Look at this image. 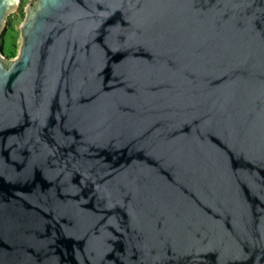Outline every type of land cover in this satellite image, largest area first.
Returning <instances> with one entry per match:
<instances>
[{
    "label": "water",
    "instance_id": "water-1",
    "mask_svg": "<svg viewBox=\"0 0 264 264\" xmlns=\"http://www.w3.org/2000/svg\"><path fill=\"white\" fill-rule=\"evenodd\" d=\"M20 28L0 264H264V0H31Z\"/></svg>",
    "mask_w": 264,
    "mask_h": 264
},
{
    "label": "rangeland",
    "instance_id": "rangeland-1",
    "mask_svg": "<svg viewBox=\"0 0 264 264\" xmlns=\"http://www.w3.org/2000/svg\"><path fill=\"white\" fill-rule=\"evenodd\" d=\"M31 0H19L17 8L11 12L5 21L0 35V47L9 59L19 55L22 44L21 23L26 18V6Z\"/></svg>",
    "mask_w": 264,
    "mask_h": 264
}]
</instances>
